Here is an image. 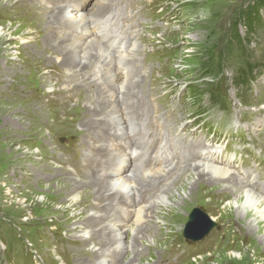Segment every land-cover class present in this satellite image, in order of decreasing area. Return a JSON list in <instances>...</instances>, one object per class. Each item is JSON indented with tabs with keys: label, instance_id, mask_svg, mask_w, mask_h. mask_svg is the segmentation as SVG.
Returning <instances> with one entry per match:
<instances>
[{
	"label": "rangeland",
	"instance_id": "rangeland-1",
	"mask_svg": "<svg viewBox=\"0 0 264 264\" xmlns=\"http://www.w3.org/2000/svg\"><path fill=\"white\" fill-rule=\"evenodd\" d=\"M5 1L0 0V264L98 261L81 241L79 231L88 228L85 216L104 212L96 207L98 202L93 203V190L81 183L94 179L90 170L98 165L101 172L109 171L111 165L106 166L102 159L112 162V155L100 153V149L112 142L96 127L86 129L82 118L97 119L85 107L103 99L125 104L124 126L131 127L132 135L140 132L139 141L147 142L143 153L159 143L157 155L166 163L152 168L178 167L166 184L156 181L149 185L151 180H144V187L134 190L144 195L138 199L142 197L147 206L164 187L160 204L151 206L155 223L149 230L151 220L143 227L149 235L156 234L150 243L147 239L135 243L140 236L125 228L122 241L129 247L123 252L116 253V248L96 240L90 241L92 246L109 258L115 256L111 259L114 264H127L132 255L137 257L134 264H264V223L252 212H242L217 197L187 199L179 209L176 200L185 198L183 189L194 177L185 172L180 181L170 183L175 175L184 173L186 165L220 164L246 180L253 174L250 184L264 196V9L260 10L261 23L250 30L238 18L255 0H122L123 10L128 8L123 18L126 38L106 48L114 54L127 53L133 42V56L124 60L123 67L135 82L126 84L120 77L123 86L117 84L113 90L106 80L110 78L106 68L102 71L104 64L92 62L82 71H78L80 65L69 72L66 63L59 62L62 54L53 47L61 42L59 37L65 40L71 32L53 25L47 33L43 28L47 12L34 4L39 0H12L4 6ZM54 7L53 16L62 5L58 2ZM64 24H70L69 20ZM46 34L58 37L50 38L53 43L48 45ZM82 57L79 54L78 59L86 61ZM68 87L70 93L63 94ZM154 125L160 136L159 142L151 144L146 133ZM112 128L114 136L117 131ZM96 133L93 141L91 136L85 138ZM88 141L94 146L91 153L86 150ZM205 146L222 149L220 156L233 153L239 159L224 164L192 158L196 147L199 154ZM89 156L94 164L88 162ZM246 156L250 159L247 168ZM136 161L134 165H142ZM75 179L80 188L74 206L69 197L76 185L68 180ZM99 194L108 196L103 191ZM123 196L116 201L122 203ZM127 196L132 198L131 193ZM126 200L127 207L117 206L122 218L132 203ZM195 208L215 227L194 241L185 233L196 235V229L188 227ZM114 211L106 214L108 220L113 219ZM250 223L251 232L247 229ZM153 242L156 248H151Z\"/></svg>",
	"mask_w": 264,
	"mask_h": 264
},
{
	"label": "bare ground",
	"instance_id": "bare-ground-1",
	"mask_svg": "<svg viewBox=\"0 0 264 264\" xmlns=\"http://www.w3.org/2000/svg\"><path fill=\"white\" fill-rule=\"evenodd\" d=\"M11 2L12 0H6L4 6H8ZM58 2L61 3L62 8H57L58 12L55 13V15L57 14L59 17H55V15L53 16V11L56 10V7L54 6ZM115 2L116 0H95L90 4L91 7L86 6L87 4L81 5L80 0H48L47 4H43L42 1L39 0L34 3L36 6L43 7L42 9L47 12L49 17L47 18L50 20L46 19L43 21V28L45 31H47V33L52 32L51 28L53 25H56L57 29L64 28L71 32L70 35L65 38V40L59 37L61 42H58L55 44L56 46L54 45L55 47H53L54 50L62 54L59 62L62 64L66 63L64 68L66 67L69 72H72L73 70L77 71V68L82 65L79 67L80 70H78L82 71L87 68L86 66L90 63L100 62L104 64L102 71L104 72L105 67L107 73L110 75V78H107L106 80L112 84L110 88L113 90L116 89L117 84L121 85L120 82L122 80H124V83L126 84L135 82L133 78L129 77L128 71H125L126 68L123 67V63H125L124 60L129 56H133L132 49L134 48L133 46H135L133 42L130 43L131 48L127 53L122 50L115 54L109 52L105 45L106 36L98 27L97 19L105 15ZM50 3H53L51 7ZM88 7L91 8L90 12L87 11ZM66 20H69L70 24H64V21ZM87 28H89V32ZM119 28L120 23H118L116 30ZM91 29H95V32L93 33ZM50 35L51 34H46L48 45L53 43V40L50 41V38L52 39L53 37L56 39L58 37V34H54V36ZM118 35H120V33L115 34L112 37L113 41L107 39V42L111 44V47L118 44V42L115 41V38ZM101 44H103V47ZM78 50V57H75V54ZM79 54L83 55L84 57L82 58L86 61H80V59H78ZM113 64L115 65L113 66ZM120 71H122V73L119 74ZM97 73L99 74V71ZM120 77H122V80L119 79ZM113 80H116L117 83H114ZM85 87L88 88V85L85 84ZM69 90V87L65 88V91L67 92H63V94L70 93ZM110 102L103 99L96 105L90 104L89 106H86L85 108L87 111L91 112L92 115H95V118L97 119L90 120L85 114V117L82 118L85 123L83 126H85L86 129L92 131V129L96 127L97 130L101 131L102 137L111 139L112 142L107 147H103L105 145L103 144V146H101L102 149H100V153L104 151L108 156L112 155V162H109L110 160L106 157L102 159V161H105L106 166L111 165L109 171L106 173L101 172L98 169V165L97 169L93 168L90 170L94 176V179L89 180L88 183H81L83 186L88 185L93 190L91 194H95L96 196H93V203L98 202L96 207H102V211L104 212V215H97L95 211H92L88 216H85L84 219L86 220V225L88 228L84 227L81 229V231H79L82 238L81 241L86 246H88L90 251L94 253V256H97L98 258V261H96L95 264H114L111 262V259L115 258V256L109 258L107 255H104L99 248L96 249L95 246H92L93 243L90 242L92 240L103 243L105 246H111L112 249L116 248V250H118L116 253H119L123 252L129 247L128 245L126 246L124 244V241H122V234L124 233L125 228H127L131 233H138L140 237L136 240H133L135 243H138V241L144 239H147V242L150 243L151 241L148 240L155 238V233L149 235L147 231L145 232L143 230V227L146 226L147 222L150 220L152 221V217L156 215V212L153 211L152 213L151 206L160 204L163 192H161V190L164 187L158 190V195L154 196L152 201H150L147 206L143 203L144 200H142V197L140 200L138 199L139 195H144L134 192V190H137L139 187L142 189L141 187H144L142 181L144 180H151L149 185L152 184V182L155 183L156 181H159L158 184L164 183L169 174L173 173L174 169L178 167L175 165V167L169 165L167 167L152 168L145 166L143 163L142 165H138L137 163L134 165V157L132 158L130 153L131 151H134L132 150V147L138 150L137 159H139L142 155L150 153L152 156H156L160 149L159 143L153 150H151L150 147L147 152L145 151V153H143V151L146 149L147 142L139 141V137L137 135H140V132L132 135L130 134L131 127L127 128L124 126V124H126L127 118L125 104L117 101H114L113 103ZM87 111L84 113H87ZM114 120L115 124H112ZM111 128L115 130V132H119L118 136L117 133H115L114 136L112 133V135L110 134ZM146 135H149L148 139H151V144H156V142H159L160 132L158 128L155 127V125L152 128V132H147ZM90 136V140L93 141L96 138L97 133L96 135L87 134L85 138ZM85 146L87 148V152L91 153V150L93 152L94 146L92 143H90V141H88ZM123 147H126L125 151L127 152L128 150V153L130 154L124 152ZM90 156L92 157V155ZM90 156L88 158V162H93L92 164H94L95 160H92ZM152 156H149L148 160L150 165H152L155 161V158ZM127 169L129 170L125 172ZM60 170L62 171L63 169ZM183 171L184 173L175 175V179L173 178L174 180L172 179L173 181H170L171 185L180 181L181 177L186 175L185 172H189L190 176L192 178L194 177V181L192 184H189V186H186L183 189V192L186 195L185 198L176 200V206L179 209L186 205L187 199L190 201V199L194 197H211L213 199L217 197L218 199L222 200L226 199L227 202L230 201L229 203H233V205L242 212L244 210L252 212L257 217V220L259 219L262 223H264V196L258 194L254 190V185L250 184V180L245 179L248 182L247 183L244 178H241L233 169L226 168L220 164H207L198 162L192 165L184 166ZM177 173L178 172H176V174ZM68 182H72L76 185L74 189L71 190V196L69 197V201L75 206L77 202L76 193L80 188V185L77 184H79L80 181L75 179L68 180ZM250 187L253 188L254 191ZM158 188L159 187L157 186V189ZM101 190L105 192L106 195L108 194V196L100 194L98 196L97 194L98 192H102ZM129 193L132 194V198H128L127 195ZM120 195H124L122 203L116 201L117 198H120ZM136 198L139 201L137 206L134 205ZM126 199L131 200L132 203L131 205L129 203L128 206L129 213L126 215V217L122 218L121 212L117 210V206L122 205L123 207H127V203L129 201L126 203ZM112 209L116 211H114V215H112L113 219L111 218L108 220L106 214H108ZM187 213L188 211L185 212V215H187ZM154 223L155 222L153 220L148 226L147 230H149ZM94 225L95 228L92 229ZM242 225L246 227L244 223H242ZM251 226L252 225L250 223L247 227L249 232H251ZM118 233H120L119 237L116 236ZM132 246H135V244L133 243ZM151 248H156V243L153 242ZM132 258L133 260H129L127 264H134V259L137 257L132 255ZM121 261L122 259L120 256H118V263Z\"/></svg>",
	"mask_w": 264,
	"mask_h": 264
},
{
	"label": "water",
	"instance_id": "water-1",
	"mask_svg": "<svg viewBox=\"0 0 264 264\" xmlns=\"http://www.w3.org/2000/svg\"><path fill=\"white\" fill-rule=\"evenodd\" d=\"M188 227L194 229V231L196 229V235L193 236L186 232L185 236L195 241L207 236L213 230L215 224L203 212L195 208L189 216Z\"/></svg>",
	"mask_w": 264,
	"mask_h": 264
},
{
	"label": "trees",
	"instance_id": "trees-1",
	"mask_svg": "<svg viewBox=\"0 0 264 264\" xmlns=\"http://www.w3.org/2000/svg\"><path fill=\"white\" fill-rule=\"evenodd\" d=\"M264 9V0H255L251 6L244 10L243 14L239 16L242 22L250 29L253 30L261 23L260 10Z\"/></svg>",
	"mask_w": 264,
	"mask_h": 264
}]
</instances>
